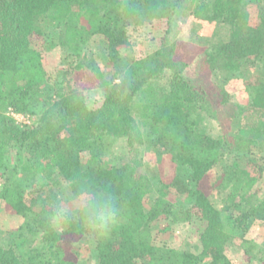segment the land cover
Segmentation results:
<instances>
[{
  "label": "trees",
  "instance_id": "16d2710c",
  "mask_svg": "<svg viewBox=\"0 0 264 264\" xmlns=\"http://www.w3.org/2000/svg\"><path fill=\"white\" fill-rule=\"evenodd\" d=\"M191 15L229 29L228 40L204 49L196 66L175 58L176 26ZM147 23H165L163 40L134 56L129 33ZM95 35L105 40L111 80L87 51ZM39 37L46 49L67 52L64 68L46 67ZM247 60L264 68L263 0H0V199L24 218L13 241L0 245V264H78L67 239L83 235L96 237L99 264H232L227 248L264 222V196L254 190L264 167L256 171L250 159L264 150V72L247 105L229 106L212 77L239 72ZM81 76L106 88L100 107H91L78 87ZM10 112L38 119L20 126ZM115 137L130 148L171 154V183L155 168L139 174L128 162L110 160ZM11 148L18 151L9 168ZM57 178L69 188L110 192L120 209L117 229L103 238L79 222L59 229L48 218L57 194L49 185ZM171 186L180 201L167 198ZM214 190L224 191L220 206ZM153 191L157 197L146 207ZM195 217L203 228L194 248L155 242L154 222Z\"/></svg>",
  "mask_w": 264,
  "mask_h": 264
},
{
  "label": "rangeland",
  "instance_id": "374dc122",
  "mask_svg": "<svg viewBox=\"0 0 264 264\" xmlns=\"http://www.w3.org/2000/svg\"><path fill=\"white\" fill-rule=\"evenodd\" d=\"M264 1V0H263ZM255 10L252 13L255 14ZM177 49L175 58L188 63H200L204 49L214 43L226 41L229 38V29L227 26L219 23H211L202 20L193 15L182 19L176 26ZM166 30L165 23H151L133 28L130 33V41L132 44L133 55L137 57L145 56L156 50L163 40ZM36 46L44 52V61L46 67L53 72H58L68 64L67 52L60 47L55 49H46L42 38H37ZM105 40L101 35L93 36L87 46L89 54L96 59L101 71L107 80H111L114 70L109 62L105 52ZM196 68V67H192ZM191 68V69H192ZM189 69V76L193 75V71ZM194 70V69H193ZM264 72V68L253 60H247L239 72H222L217 73L212 80L228 93V103L231 105H247L251 101L250 88L258 84L259 78ZM57 74V73H55ZM83 76H81L82 78ZM79 86L86 96L91 107H100L105 99L106 88L98 85L96 80H90L84 76ZM82 83V84H81ZM221 95H216V100L220 101ZM20 126L33 125L37 119V115L23 113H9ZM208 125L217 123L215 121L208 122ZM224 126V123H223ZM112 141V147L108 154V158L115 163L132 164L136 167L137 172L147 173L148 167L155 168L166 183H171L175 174V163L171 159V154L166 152L157 153L148 149L146 146L128 147L126 139L123 137H115ZM17 148H11L6 157V165L9 168L14 167L17 160ZM235 154H227L225 159L233 160ZM253 162L252 168L256 171L263 170L264 167V150L257 148L250 155ZM264 171V170H263ZM217 169L210 172V178L214 179ZM50 183L55 192L63 188H69V184L62 179H55ZM38 182H47L44 178ZM254 190L259 195L264 196V174L254 186ZM176 187H170L167 198L172 201H180ZM224 191L217 192L214 190L212 194L213 202L220 206L224 199ZM157 197V192L153 191L145 199L146 207H151ZM176 198H178L176 200ZM24 218L12 210L7 203L0 199V245H9L13 241V234L23 224ZM62 221L57 222L59 229L63 227ZM203 228V222L199 218H194L192 222L173 223L169 219H160L153 223L155 232V242L159 245H166L178 249H186L188 246L195 247L200 244V232ZM69 242V251L75 254L78 264H99V257L96 249V237L91 235L76 236L67 239ZM227 254L232 264H264V222L257 221L248 231L244 240H241L227 248Z\"/></svg>",
  "mask_w": 264,
  "mask_h": 264
},
{
  "label": "clouds",
  "instance_id": "9594fccd",
  "mask_svg": "<svg viewBox=\"0 0 264 264\" xmlns=\"http://www.w3.org/2000/svg\"><path fill=\"white\" fill-rule=\"evenodd\" d=\"M51 222H79L99 237H108L119 226L120 209L115 197L94 186L76 185L57 192L49 202Z\"/></svg>",
  "mask_w": 264,
  "mask_h": 264
},
{
  "label": "built area",
  "instance_id": "2783aa9c",
  "mask_svg": "<svg viewBox=\"0 0 264 264\" xmlns=\"http://www.w3.org/2000/svg\"><path fill=\"white\" fill-rule=\"evenodd\" d=\"M12 114H15L14 112H11Z\"/></svg>",
  "mask_w": 264,
  "mask_h": 264
}]
</instances>
